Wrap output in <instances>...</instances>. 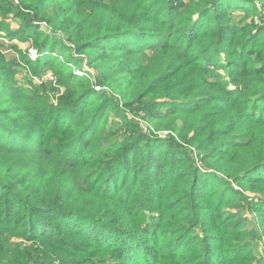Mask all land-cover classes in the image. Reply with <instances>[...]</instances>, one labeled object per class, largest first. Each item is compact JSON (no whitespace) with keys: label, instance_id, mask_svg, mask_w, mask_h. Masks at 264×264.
<instances>
[{"label":"trees","instance_id":"16d2710c","mask_svg":"<svg viewBox=\"0 0 264 264\" xmlns=\"http://www.w3.org/2000/svg\"><path fill=\"white\" fill-rule=\"evenodd\" d=\"M17 2L0 0V11L17 12L22 32L35 37L40 55L23 56L36 74L54 64L50 44L63 43L57 32L88 52L96 72L77 77L58 61L59 74L69 70L53 106L44 84L28 93L15 87L0 53V264L246 258L249 242L237 243L232 260L222 249L234 244L222 233L242 234L241 222L217 212L212 198H225V188L243 199L235 184L257 194L264 211V27L239 26L231 12L264 15V0ZM229 51L239 58L227 65L213 57ZM139 112L145 130L129 116ZM168 203L160 227H172L160 235L145 217ZM260 213L249 232L259 238Z\"/></svg>","mask_w":264,"mask_h":264},{"label":"rangeland","instance_id":"374dc122","mask_svg":"<svg viewBox=\"0 0 264 264\" xmlns=\"http://www.w3.org/2000/svg\"><path fill=\"white\" fill-rule=\"evenodd\" d=\"M7 1L8 3L6 5L8 6H16L18 4L17 0ZM231 12L233 17H235L234 22L239 26L251 24L254 25V30H257V28L261 26L264 27V15L258 14L259 12L257 13V11H254L250 14H245L244 12ZM0 24L7 28V31L3 28H0V53L6 57L5 62H8V64H10V67L15 70L13 80L14 86L20 89L22 92H30L29 90L34 89V84H44L45 91H43V94L46 95L49 102L48 104L56 106L57 99L62 96L63 91L65 90V87L62 84L64 80V74L69 70L68 68H62L63 72L61 74L58 73V69L61 67L58 62L60 60L65 62L66 64H68L69 62V67L73 71V75L77 77L84 76L85 74H95V69H92L86 63L89 56L88 52L75 50L73 44L66 41L62 34H60L59 32L56 33V36L58 38L60 37L63 43L59 45H55V43L50 44V46L54 48V52L52 53L54 64H52L51 66H43L41 72L39 74H36L31 64H29L23 56L24 53V55H27L28 58L36 60L40 55L37 48L33 45L35 37H28L24 34L25 32H22L21 28L23 27L24 23L22 19L18 17L17 12L4 14L3 10L0 11ZM33 24L39 26L38 31L40 33L49 32V29L43 20L34 19ZM257 41H260L259 37H257ZM61 49L63 50V52L61 51ZM68 49L70 51L64 53V50ZM213 54L214 56H212L214 58H218L222 63L226 62V65L232 57H234L236 60L239 58V55H233L231 51L226 54H218L216 52H214ZM70 59L73 60L71 61ZM201 61L202 63H205V60ZM218 71L221 75L225 76L226 69L219 68ZM94 87L97 89V86L94 85ZM34 93V91H31V94L34 95ZM129 116L132 120L138 121L144 130L147 128V124L142 121L143 119H140V117L145 116L144 112H139V116H134L131 114H129ZM64 118L62 117L60 122L61 124L63 123ZM112 118L113 119L110 120H112L113 122L118 121V118L113 116ZM106 128L107 125H105V129ZM161 134L164 135L165 132H162ZM188 147L191 152H193V154H196V150L193 147ZM234 188L241 194H243V199L239 198L238 193L234 192V190H228L225 188L222 189L224 191L225 198H222L220 195H214V197L212 198L217 212L223 213L227 211L229 214L238 216V220L239 222H241L240 225H238L237 229H239V232H242V234L238 235L234 232L225 234L222 233V236L225 239H230L235 244L226 245L225 247H222V249H226L230 253V255H232L230 257V259L232 260L236 258V254L238 253L237 250H239L237 243L241 245V243L243 242H245L244 244H247L249 242L250 245L247 250L249 255H245L246 258L244 259H237V264H264V236H261L259 238V234L254 236L249 233L258 226L261 216L260 212H264L256 209L255 207L256 203H259L261 201L258 199L257 194L249 193L248 191L240 188L239 185L234 184ZM170 205L171 204L168 203L163 209H152L151 211H148L146 213V220L154 224L155 226H159L158 232L160 233V235H162L163 232L167 234V232L169 231H167L166 228L172 227L171 225L165 226V224L162 226L163 229L162 227H160V224L166 222V218L162 219V216H165L171 211V209L168 208V206ZM170 220H172V222H176L175 219ZM224 220L225 217L222 218V221ZM159 238L160 236H158L157 234V239ZM13 240L22 241V239H19L17 237H13ZM190 243V238H186L183 240V244L189 245ZM148 244L151 246V242H149ZM242 255L243 254H241V256ZM259 256H262L263 261H260Z\"/></svg>","mask_w":264,"mask_h":264},{"label":"built area","instance_id":"2783aa9c","mask_svg":"<svg viewBox=\"0 0 264 264\" xmlns=\"http://www.w3.org/2000/svg\"><path fill=\"white\" fill-rule=\"evenodd\" d=\"M17 3V2H16Z\"/></svg>","mask_w":264,"mask_h":264}]
</instances>
